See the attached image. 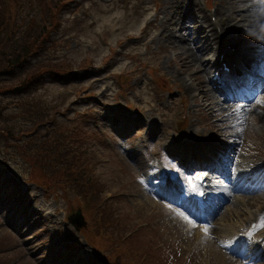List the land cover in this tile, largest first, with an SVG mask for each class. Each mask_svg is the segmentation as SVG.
<instances>
[{
	"label": "rangeland",
	"instance_id": "374dc122",
	"mask_svg": "<svg viewBox=\"0 0 264 264\" xmlns=\"http://www.w3.org/2000/svg\"><path fill=\"white\" fill-rule=\"evenodd\" d=\"M110 1L0 0V9L5 8L14 14L13 22L0 26V71L8 64L6 57L11 43L27 40L33 46L34 35H44V42L32 56V64L45 61V65L71 67L76 71L66 80L46 77L30 91H16V94L11 90L8 92L7 88L20 82V74L0 76V158L8 164L0 166V264H66V260H76L78 254L72 252L76 248L70 247L76 229L67 221V215L70 209L74 212L73 209L79 206L88 215V231L99 220L105 225L109 219L115 218L114 225L109 224L107 230L115 237L122 234L126 239L128 236L127 240H132L131 244L138 245V251L148 256L145 259L149 261L151 257L155 260L149 264H240L237 259L241 258L233 253L230 252L236 260L228 252L221 251L223 255L218 256L209 244L206 246L199 239V236H217L218 232L210 235L209 229L217 225L218 218L214 223L210 221L211 224L189 219V213L165 206L156 194L153 196L156 199L150 198L139 177L143 172L140 164L146 160L144 172L149 170L155 176L161 171L164 176L173 178L169 149L175 142L186 144L191 141L198 149L205 137H218L224 131L219 130L220 123L215 129L210 127L213 120L223 115L220 116L218 111L217 116L209 117L211 110L206 105L211 104L213 110L215 103H210L207 96L194 97L187 87L194 81L191 74L196 73L194 82L200 80L204 89H210L208 82H204L205 74L196 72L195 67L179 72L176 53L186 50L172 49L171 45L174 42L184 47V43L176 37L172 42L160 37L163 7H170L171 2L178 1L189 4L192 0L146 1L151 2L150 5L145 4V0H113L118 8L107 9ZM199 1L210 19L213 22L217 19L214 24L224 34L219 39L224 40L228 50L235 48L227 32L234 22L224 23L216 11L222 6L229 15L248 7L242 0ZM224 11L223 20H226L228 16ZM87 13L89 19L85 18ZM151 20L156 21L157 28ZM187 24L189 22L175 28L177 37L186 33L184 26ZM236 28L243 33L239 26ZM251 31L245 33L251 35ZM166 46L170 50L165 51ZM212 57L217 58L218 53ZM207 95H211L210 91ZM215 99L220 100L217 93ZM40 102L46 111L28 108L39 107ZM104 103L109 105L108 108ZM256 107L240 114L237 119L232 117L225 124L238 141L246 142L243 158L254 159L253 164H260L264 162V97ZM107 109L109 113H106ZM90 117H94L95 123L92 124ZM122 120L129 121L131 126L125 137L117 135L113 126ZM99 126L111 139V149L94 133ZM87 129L93 136L89 138L84 134L83 139L77 141L81 136L78 131ZM59 134L67 135L65 142L73 148L69 157L75 164L72 169L75 175H69L68 180L55 173L63 163L55 164L52 159V140H57ZM129 134L133 136L129 138ZM68 135H72L75 141ZM141 137L146 147L142 152H136L135 143ZM121 145L127 146L129 151L124 152ZM6 155L9 156L7 161ZM20 155L33 170L37 166L45 168L41 179L52 182V191L27 179L28 166ZM150 162L156 166L150 168ZM198 179L180 177V189L188 187L186 183L189 181L197 188L195 193L198 192ZM154 181L161 180L156 178ZM235 202L229 212L238 208ZM259 205L264 209V202L250 206V209L255 212ZM20 210L25 213L22 220ZM257 219H264V216H257ZM100 227L103 226L91 232L95 239L99 237ZM261 231L264 232V221L251 223L247 241L254 243L262 239L264 234L258 236ZM219 239H215L217 252L220 251L217 247ZM81 241L90 252L89 261L84 258L87 264H96L94 259L100 260L99 254L106 257L118 251L117 243L108 246L99 240L101 249L95 250L98 252L95 254L86 241ZM141 243H153L156 248L147 251L140 246ZM112 256L118 264L128 259L125 255L122 259ZM138 256L135 260L144 263Z\"/></svg>",
	"mask_w": 264,
	"mask_h": 264
},
{
	"label": "bare ground",
	"instance_id": "6f19581e",
	"mask_svg": "<svg viewBox=\"0 0 264 264\" xmlns=\"http://www.w3.org/2000/svg\"><path fill=\"white\" fill-rule=\"evenodd\" d=\"M112 1L108 2L110 4L107 5L108 6L107 9L118 8V5H115ZM119 1L122 2L123 0H119ZM242 2L245 4V6L248 7V9L246 8L245 10H242L240 13L234 12L233 14L228 15L224 11L225 8H222V6L218 8L216 11L217 14H220L221 21H224V23L227 22L228 24L229 23L228 21H231V23L234 22L233 26H231L232 29L228 31V36H229V39H231L234 42L233 46L236 47L238 53H235L234 57L227 59V63L229 64H234L237 61L244 59V58L245 59L251 58L250 52L258 53L259 49H257L258 48L257 45L258 44L261 45L264 41V1L262 0H242ZM247 3H249V5H247ZM251 6H252V10H251ZM253 8H255V10H253ZM202 10L203 9H202V6L199 0H192L190 4H185V2L183 1H178L176 3L171 2L170 7L164 6L162 9L164 18H163V23H162V30L160 31V37L165 39L166 41L172 42L173 39L175 38V33H174L175 28L177 26L182 27L184 24H186V18L189 17V20L191 21V27L184 26V30H186L187 32L186 35H184L183 37H178V41L183 42L184 47L174 42H172L173 44L172 45L170 44V45L172 49L186 50L184 53L182 52L176 53L177 57L175 58V60H176L177 66L179 67V72L183 73L189 70H193L195 67L196 72H201L205 74L206 77H205L204 82L206 81L208 82L209 81L208 77H210L212 70H211V66H208L206 61H203V54L205 51L212 52L213 49H215L212 47L213 45L215 46L217 45V47H221L223 43H222V39L215 40V37L211 36L213 43L208 44L207 41L203 40V37H201L206 32V28L204 27V25L211 26L212 29L215 28V24L207 16H203L204 21L201 22V20L197 16V13L202 12ZM233 10H235V8H233ZM223 11L224 13H226L225 15L228 16L226 20H223L224 19L223 18L224 16L222 14ZM235 13L238 14L239 16H237ZM85 18L89 19L90 15L89 14L86 15ZM250 19H252V21ZM153 21H154V27L157 28L156 21L155 20ZM237 26H239L238 29H241L243 33L242 32L239 33L236 30ZM235 30L238 33L237 32L235 33ZM249 30H252L251 35H248L247 33H245L246 31H249ZM244 41L245 43L246 42L249 43V47H244L243 49L241 45L239 46V43L240 42L242 43ZM189 42H194V44L198 42L200 43L202 42V45L201 47H194V46L191 47L192 43H189ZM167 49L170 50L168 46L165 47V51H167ZM176 50H174V52ZM214 66H216L218 69L219 65L215 64ZM189 67H193V68L189 69ZM195 74L196 73H194L193 75L191 74L190 76L192 77V79H194V81L196 80ZM194 81H192L191 83L187 85L188 89L190 90V93H192L194 97H197L199 95L200 97L207 96L206 98H209L211 100L210 103H213V102L215 103L214 105L215 108L213 110L211 109L212 107L211 104L206 105V108H209L211 110L209 113L210 118L217 116L216 113L218 111H220L219 115H221L223 112H226L228 117H234V118H236L235 113H238L240 115V114H246L248 112V111H243V112L236 111L237 109H233L232 106L227 109L220 107L224 103L223 99L220 98V100H216L215 99L216 92H214L213 90L211 91L210 89H204L202 82L200 80H198L196 83ZM208 91H210L211 93L209 97L207 95ZM223 94H225V92H223ZM227 121H228L227 119L218 118L211 122L210 127L215 129L219 127V123H220V125L222 126L219 128V130H224L222 132V137L223 138L225 137L226 140L231 138L233 141V143L228 145L227 147L228 151H231V152H234L235 150L241 151L242 146H244V143H242L241 141H238L237 137L231 133L230 129L225 124ZM121 128L122 127H120V129ZM225 129L229 131V133H227V131L225 132ZM198 136L199 135H196L197 138ZM207 137L217 147L222 146L224 143V141L218 142L212 135H209ZM185 152L186 153L190 152V150L189 151L186 150ZM253 160L254 159L248 158L242 161V166L244 167V170L242 171L238 170V172L236 173V177L234 181H237V182L235 183V185L228 186L227 188H224L222 187V185H219L216 183H212L210 185L214 189V193L212 194L210 198V202H213L214 199L223 200L226 198H232L230 199L231 203L233 204L236 201L235 205H237L238 207L233 213L232 211L229 212L228 210L226 211V213H222V212L219 213V217H218L219 221L216 222L217 225H214L211 229H209L210 235L212 232L214 233L218 232L217 236L215 237L207 236V235L199 236V239L203 243H205L206 246L209 244V246L213 248V251L217 253L218 256H221L223 255V253L226 254L228 252L227 250L223 249L220 245L227 247L228 250L237 251L236 248L234 249V247H232L231 241L229 238L233 237L237 228L245 225L246 223L250 224L253 221V219L255 220V218H253L255 215V212H253L250 209V206H253L256 204V202L261 201V198H256L253 196V194L256 190L262 187V182H259L258 179L251 178V176L253 175V170H251V163L253 162ZM185 163L186 162L181 161V165ZM228 163L230 164L231 160L230 158L226 157L225 164H228ZM237 165L240 166V163L238 162ZM216 169H219V167H216ZM225 176H226L225 178H228V173H226ZM244 185L250 186L251 189L249 190L247 196L240 198L239 196L235 194L236 193L235 191L242 190L244 188ZM218 189L220 190L218 191ZM209 191L212 192V190H209ZM263 200H264V197H263ZM232 204H230V206ZM241 205L246 206V208L239 207ZM257 211H258L257 215L263 214L264 212L263 206H259ZM228 214H229V217H228ZM214 217H217V216H214ZM238 231H240V229H238ZM218 238H221V239L218 240L217 247L219 248L220 251L217 252L215 250L216 248L215 239L217 240ZM225 239H228L227 243ZM238 240H240L239 244H242L241 239H238ZM260 242L261 243L263 242L264 244V239H262ZM250 254L252 255V257H254L253 260L256 259L255 257L260 255L258 254L257 248H254L253 250H251ZM234 259L236 260L237 258L234 257ZM237 261L238 263L243 264L241 260L237 259ZM262 261L264 262V260Z\"/></svg>",
	"mask_w": 264,
	"mask_h": 264
},
{
	"label": "trees",
	"instance_id": "16d2710c",
	"mask_svg": "<svg viewBox=\"0 0 264 264\" xmlns=\"http://www.w3.org/2000/svg\"><path fill=\"white\" fill-rule=\"evenodd\" d=\"M13 16L14 14L9 12V10H6L5 8L0 9V26L1 27L6 26L7 24H10L11 22H13L11 19ZM28 36H31V35L28 34ZM42 37L43 35H40V36L34 35L32 37L33 42H34L33 46H31V42H27V40L24 42H22L21 40H16L14 41L16 44L11 43L12 44V47L10 46L11 50H8V54L6 57V62L8 64L6 63L7 66L5 67V69L3 71H0V76H2L3 74L10 75L11 73L17 74V72H19L20 82L14 85L13 87H10V89L7 88L8 92L9 90H11L13 94H16L15 93L16 91L17 92L27 91L30 85L37 83L42 78L45 71H49L52 73L60 72L62 74L70 73L71 70L65 67L62 68V67L51 66V67H48L47 70H45L46 69L45 66H38L30 70H28V67L26 68V66H28L27 61L29 57L31 56V53L38 49L40 44L39 45L37 44L41 41ZM53 65H56V64H53ZM37 104L39 105V103ZM28 108L34 111L37 110V112H41V110H44V111L47 110L43 108V103L41 102H40L39 107H36V108L28 107ZM62 137L60 138L59 136L57 140H52L53 146H54V154L52 155V159L55 164L62 165L63 163V165L59 167V170L56 171L55 173L60 174V177L62 176L65 180H68L70 179L69 175H73V177L75 175L72 172V169L74 168L75 164L70 161V157H69L71 154L72 148L69 145H67L65 141H61V139L63 140ZM42 168L43 170H45L44 167ZM65 169H68V170H65ZM38 170L39 172L36 174L38 178L41 179L42 178L41 174L43 171L41 169H38ZM149 261L152 263H155V260H153V258L151 257H149Z\"/></svg>",
	"mask_w": 264,
	"mask_h": 264
}]
</instances>
